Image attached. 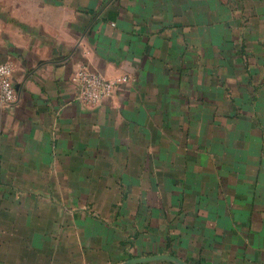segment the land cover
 Masks as SVG:
<instances>
[{
	"label": "crops",
	"instance_id": "obj_1",
	"mask_svg": "<svg viewBox=\"0 0 264 264\" xmlns=\"http://www.w3.org/2000/svg\"><path fill=\"white\" fill-rule=\"evenodd\" d=\"M0 62V264H264V0H0Z\"/></svg>",
	"mask_w": 264,
	"mask_h": 264
},
{
	"label": "built area",
	"instance_id": "obj_2",
	"mask_svg": "<svg viewBox=\"0 0 264 264\" xmlns=\"http://www.w3.org/2000/svg\"><path fill=\"white\" fill-rule=\"evenodd\" d=\"M71 79L78 89L80 100L86 104H95L111 96L114 86L127 81L128 77L118 76L111 79L98 71L82 66L74 71ZM16 98L13 65L10 62H0V109L14 102Z\"/></svg>",
	"mask_w": 264,
	"mask_h": 264
},
{
	"label": "water",
	"instance_id": "obj_3",
	"mask_svg": "<svg viewBox=\"0 0 264 264\" xmlns=\"http://www.w3.org/2000/svg\"><path fill=\"white\" fill-rule=\"evenodd\" d=\"M157 259H171V260H175L179 262L180 264H187L186 262L179 259L178 257L169 255V254H160V255H154V256H149V257H136V258L130 259L125 264H133V263H137V262H141L145 260H157Z\"/></svg>",
	"mask_w": 264,
	"mask_h": 264
}]
</instances>
